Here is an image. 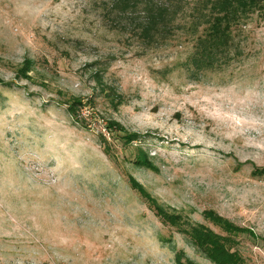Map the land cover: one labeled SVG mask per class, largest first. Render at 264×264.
<instances>
[{
  "label": "rangeland",
  "instance_id": "1",
  "mask_svg": "<svg viewBox=\"0 0 264 264\" xmlns=\"http://www.w3.org/2000/svg\"><path fill=\"white\" fill-rule=\"evenodd\" d=\"M111 1L0 0V264H216L186 234L226 235L208 211L254 232L231 250L264 264V9L196 73L184 32L146 45Z\"/></svg>",
  "mask_w": 264,
  "mask_h": 264
},
{
  "label": "trees",
  "instance_id": "2",
  "mask_svg": "<svg viewBox=\"0 0 264 264\" xmlns=\"http://www.w3.org/2000/svg\"><path fill=\"white\" fill-rule=\"evenodd\" d=\"M106 9L109 14H114L115 22L124 20L125 27L146 45L159 43L176 30L184 32L191 43L188 64L193 67V72L199 73L229 63L238 55L233 32L249 13L264 9V0H112ZM104 69L99 67L100 71H96L94 75L96 81L101 82L100 74ZM79 105L81 100H74L70 108L73 109V106L78 108ZM108 127L114 128L124 143L139 138V134L127 132L117 122H110ZM104 150L108 154L107 148ZM147 156L139 146L133 161L138 166L153 168L146 159ZM254 172L260 173L261 170L255 169ZM131 186L164 222L171 225L180 223L179 216L164 210L134 180L131 181ZM206 217L226 235L216 233L207 227L194 226L189 227L186 233L192 239L191 242L216 264H245L238 252L231 250L232 235L244 232L256 239L254 232L234 226L212 211L206 212ZM176 259L178 264H182L179 256Z\"/></svg>",
  "mask_w": 264,
  "mask_h": 264
}]
</instances>
